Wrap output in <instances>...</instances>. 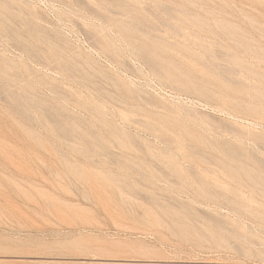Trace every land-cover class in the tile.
<instances>
[{"label":"rangeland","instance_id":"1","mask_svg":"<svg viewBox=\"0 0 264 264\" xmlns=\"http://www.w3.org/2000/svg\"><path fill=\"white\" fill-rule=\"evenodd\" d=\"M0 264H264V0H0Z\"/></svg>","mask_w":264,"mask_h":264}]
</instances>
